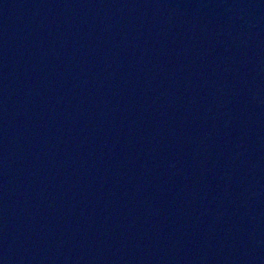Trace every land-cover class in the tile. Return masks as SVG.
I'll list each match as a JSON object with an SVG mask.
<instances>
[{"label":"water","instance_id":"water-1","mask_svg":"<svg viewBox=\"0 0 264 264\" xmlns=\"http://www.w3.org/2000/svg\"><path fill=\"white\" fill-rule=\"evenodd\" d=\"M0 264H264V0H0Z\"/></svg>","mask_w":264,"mask_h":264}]
</instances>
